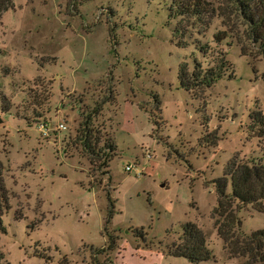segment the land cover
<instances>
[{"label": "rangeland", "instance_id": "rangeland-1", "mask_svg": "<svg viewBox=\"0 0 264 264\" xmlns=\"http://www.w3.org/2000/svg\"><path fill=\"white\" fill-rule=\"evenodd\" d=\"M209 2L206 28L169 17L168 0H13L1 14L0 264H192L165 251L185 221L211 250L200 264H244L215 233L212 180L234 155L264 164V55L234 0ZM221 12L237 42L211 41ZM218 53L224 75L204 90L179 86L180 63L208 66ZM96 104L89 154L79 124ZM236 215L243 233L264 227L250 205Z\"/></svg>", "mask_w": 264, "mask_h": 264}, {"label": "trees", "instance_id": "trees-1", "mask_svg": "<svg viewBox=\"0 0 264 264\" xmlns=\"http://www.w3.org/2000/svg\"><path fill=\"white\" fill-rule=\"evenodd\" d=\"M236 15L245 25V35L251 45L256 44L264 55V0H234ZM13 7V0H0L1 14ZM167 14L173 18H192L193 24L206 28L211 19L217 15L209 0H168ZM221 23L225 29L216 30L211 35V41L215 44L227 38H234L232 31L226 28L230 19L220 13ZM227 18V21H226ZM175 33L183 36L184 29L178 25ZM231 36V37H230ZM237 42V41H236ZM176 44L181 46L183 41L179 39ZM195 49L204 56L208 53L207 43H199L195 40ZM242 50V49H241ZM226 60L223 55L217 54L212 59L211 65L202 66L201 62L193 59L192 68L188 70L185 63L177 67L176 78L180 87L185 90H204L214 83L225 72ZM264 79V73L262 75ZM99 104H96L80 121V141L84 150L92 154L88 140L89 122L93 115L98 113ZM2 110H7L2 105ZM251 127H257V133L262 134V118L259 112L251 116ZM213 141V137L211 138ZM104 149L112 153L115 144L106 142ZM2 163L0 162V200L6 204L5 188L2 181ZM229 182L230 191L225 187ZM212 186L216 194V205L211 210V218L217 237L222 242V248L229 257H242L244 264H264V227L243 233L239 230L240 221L236 215L239 205H250L253 210L264 214V164L260 160L243 161L232 156L223 168L222 175L212 180ZM105 213V224L108 222L113 205L109 203ZM236 203V204H235ZM4 207H7L4 206ZM1 210V208H0ZM0 223V231L3 232ZM135 230L134 234H141ZM107 239H112L107 235ZM166 254L174 257H183L192 264H200L212 258L211 250L206 244L202 230L193 222L185 221L180 225L177 241L166 244Z\"/></svg>", "mask_w": 264, "mask_h": 264}, {"label": "built area", "instance_id": "built-area-1", "mask_svg": "<svg viewBox=\"0 0 264 264\" xmlns=\"http://www.w3.org/2000/svg\"><path fill=\"white\" fill-rule=\"evenodd\" d=\"M58 127H59V128H64V125H63L62 123H59V124H58ZM125 169H126V170H130V166H129V165H126V166H125ZM136 173H139V171H136Z\"/></svg>", "mask_w": 264, "mask_h": 264}]
</instances>
